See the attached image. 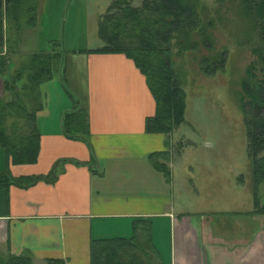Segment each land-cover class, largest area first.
Returning a JSON list of instances; mask_svg holds the SVG:
<instances>
[{"label": "crops", "instance_id": "0c3cea01", "mask_svg": "<svg viewBox=\"0 0 264 264\" xmlns=\"http://www.w3.org/2000/svg\"><path fill=\"white\" fill-rule=\"evenodd\" d=\"M5 39L4 32V44ZM81 54L86 96L80 105L87 107L96 164L90 168L65 163L52 184L37 181L0 189V253L29 252L33 264H46L48 259L89 264L92 240L130 238L146 229L165 264H264V213H256L254 205L245 213L231 207L217 211L241 219L231 224L213 221L206 212L174 208V190L181 191L182 182L175 180L176 164L170 158L172 133L145 132V119L154 115L155 102L133 62L121 54ZM0 58L6 62L0 68V99L6 101L12 96L5 90L6 82L11 83L26 64L7 79L11 60L5 46ZM40 101L36 162L12 165L0 148V172L6 169L14 178L41 176L61 159L89 162L86 145L62 135V115L70 110L66 98L59 94V102L51 107V101L44 105L40 93ZM156 153L165 154L157 159L166 166L165 174L148 159ZM160 236L166 240V251L156 242Z\"/></svg>", "mask_w": 264, "mask_h": 264}, {"label": "trees", "instance_id": "16d2710c", "mask_svg": "<svg viewBox=\"0 0 264 264\" xmlns=\"http://www.w3.org/2000/svg\"><path fill=\"white\" fill-rule=\"evenodd\" d=\"M30 1L0 0V47L4 44V23L13 21L19 29L23 17L34 14ZM137 2L138 5H134ZM240 6L253 35L249 41L253 59L246 66L241 80V108L246 153L255 190L264 182V156L261 155L264 153V0H240ZM198 12L194 0H111L106 13L98 21L102 47L84 51L89 54L124 55L144 76L155 102L154 115L145 119L147 134L169 135L184 122L185 94L174 73L171 58L173 51L175 55L183 56L196 50L197 38L202 46H211L206 32L211 24H203ZM25 22L26 27H33L34 17ZM59 61L61 64L59 52L32 54L11 83L6 82L5 90L12 94V99H0V148L12 165L34 164L37 160L39 134L36 115L42 109L39 85L52 78L56 68H60ZM5 63L0 58V68ZM198 65L202 74L208 75L224 66V58H220L217 66L215 63L211 65L206 58H202ZM20 82L22 84L15 90ZM61 126L64 137L86 145L89 162L61 159L46 175L19 178L12 177L5 169L0 172V189L9 185L28 187L37 181L52 184L57 179L58 168L65 163L90 168L96 164L89 139L87 107L77 103L76 107L64 112ZM164 155L151 154L148 159L157 171L165 174L166 166L157 163V159ZM255 212L264 213V209H256ZM147 232L146 229L142 231V246L136 243L135 235L92 240L89 264H165L150 244ZM45 263L65 264L55 259H48ZM0 264H32V258L29 252L17 256L9 252L0 253Z\"/></svg>", "mask_w": 264, "mask_h": 264}, {"label": "rangeland", "instance_id": "374dc122", "mask_svg": "<svg viewBox=\"0 0 264 264\" xmlns=\"http://www.w3.org/2000/svg\"><path fill=\"white\" fill-rule=\"evenodd\" d=\"M194 2L203 24H211L206 29L211 46H202L197 38L196 50L183 56L175 55V51L172 54L171 64L185 94L184 122L169 136L175 180L182 182L181 191L174 190L172 201L180 211L185 207L190 213L206 212L213 221L231 224L241 219L217 211L231 207L236 213H245L252 205L255 210L264 209L260 207L264 206V183L254 190L241 108V80L253 59L249 42L253 35L240 0ZM110 3L111 0L30 1L34 14L25 15L19 29L13 21L6 22L5 44L0 48L2 52L5 46L11 60L6 78L11 79L32 54L59 52L60 71L56 68L52 78L39 85L42 101L44 105L51 101L53 107L62 94L70 109L83 102L86 70L81 53L102 47L98 21ZM32 16L33 27H26L25 21ZM222 57V68L202 74L198 65L202 58L216 65ZM165 241L162 236L156 240L166 251ZM136 243L144 244L141 233Z\"/></svg>", "mask_w": 264, "mask_h": 264}]
</instances>
